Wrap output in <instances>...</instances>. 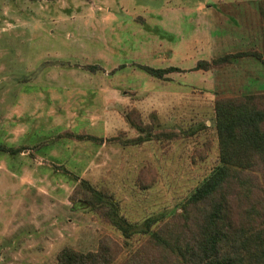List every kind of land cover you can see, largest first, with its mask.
Segmentation results:
<instances>
[{"label": "rangeland", "instance_id": "1", "mask_svg": "<svg viewBox=\"0 0 264 264\" xmlns=\"http://www.w3.org/2000/svg\"><path fill=\"white\" fill-rule=\"evenodd\" d=\"M258 1L0 0V145L22 149L0 150V264H57L63 246L95 250L103 235L122 242L68 201L77 178L113 193L131 221L177 207L217 158L215 100L264 93L254 56L196 67L238 51L264 59ZM139 65L177 70L157 78ZM132 109L152 135L179 137L130 142Z\"/></svg>", "mask_w": 264, "mask_h": 264}, {"label": "trees", "instance_id": "2", "mask_svg": "<svg viewBox=\"0 0 264 264\" xmlns=\"http://www.w3.org/2000/svg\"><path fill=\"white\" fill-rule=\"evenodd\" d=\"M256 5L264 38V0ZM241 56H254L264 65L259 51H238L210 62L199 61L196 67H222ZM139 67L157 78L177 70ZM125 119L140 133L130 141L135 144L152 137H179L167 129L152 135L150 125L134 109L125 113ZM213 126L218 147L213 167L166 214L131 221L122 213L113 193L77 178L68 201L84 203L121 235L122 242L103 235L97 248L86 252L65 245L56 254L57 264H264V93L216 99ZM61 135L75 140H102L69 130ZM0 150L16 153L22 149L0 145ZM142 185L149 186L146 181ZM135 236L141 240L118 260Z\"/></svg>", "mask_w": 264, "mask_h": 264}]
</instances>
